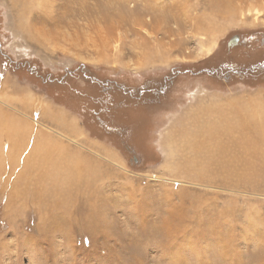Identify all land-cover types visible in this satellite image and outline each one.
Listing matches in <instances>:
<instances>
[{
  "label": "rangeland",
  "instance_id": "obj_1",
  "mask_svg": "<svg viewBox=\"0 0 264 264\" xmlns=\"http://www.w3.org/2000/svg\"><path fill=\"white\" fill-rule=\"evenodd\" d=\"M220 1L0 0V264H264V0Z\"/></svg>",
  "mask_w": 264,
  "mask_h": 264
},
{
  "label": "bare ground",
  "instance_id": "obj_2",
  "mask_svg": "<svg viewBox=\"0 0 264 264\" xmlns=\"http://www.w3.org/2000/svg\"><path fill=\"white\" fill-rule=\"evenodd\" d=\"M221 3H223L224 2V4H222L221 5V8L224 10V8L226 7V3L228 2L227 0H221L220 1ZM162 3V2H161ZM161 5V4H160ZM160 7V6H159ZM161 9V8H160ZM161 11V10H160ZM230 12H231V10H230ZM172 40V39H171ZM235 164V163H234ZM225 166V165H224ZM224 166H222V165H216L215 167L216 168H222V167H224ZM233 168V167H232ZM228 172V171H227ZM231 172H233V171H231ZM233 175H235V173L233 174V173H214V174H210V176H207L206 177V180L205 181H213V180H217V177L218 176H221L222 177V179L224 180H227L226 178L227 177H230L231 178V180H234V179H232V177L231 176H233ZM222 180V181H223ZM227 181H230V180H227ZM226 181V182H227ZM223 183V182H222ZM225 183V182H224ZM227 184V183H226ZM58 200H62V199H64L65 200V202H67L66 201V197L64 198V196H62V197H60V198H57Z\"/></svg>",
  "mask_w": 264,
  "mask_h": 264
},
{
  "label": "flooded vegetation",
  "instance_id": "obj_3",
  "mask_svg": "<svg viewBox=\"0 0 264 264\" xmlns=\"http://www.w3.org/2000/svg\"><path fill=\"white\" fill-rule=\"evenodd\" d=\"M239 40L240 39H238V37H233L230 41H228V43H229V45L230 46H235V45H238V43H239ZM263 47V46H262ZM261 47V48H262ZM253 52H256V50H254ZM261 63H257L256 65H254V66H251L252 68L250 69H248L247 71H244V70H242L241 68H239L238 66H236V69L234 70L236 73L235 74H238V75H247L246 74V72H255L254 71V69L256 68V67H261L262 66V70H264V58L263 59H261V61H260ZM256 66V67H255Z\"/></svg>",
  "mask_w": 264,
  "mask_h": 264
},
{
  "label": "crops",
  "instance_id": "obj_4",
  "mask_svg": "<svg viewBox=\"0 0 264 264\" xmlns=\"http://www.w3.org/2000/svg\"><path fill=\"white\" fill-rule=\"evenodd\" d=\"M242 101V100H241ZM245 101H249V100H245ZM231 104H233V103H231ZM237 104H238V102H237ZM246 109V108H245ZM247 110V109H246ZM1 139H3V137H1ZM4 140L6 141V140H8V139H6V138H4ZM23 139H16V141H15V139L12 141V143H15L16 144V142L17 143H19V142H21ZM11 140H9L8 142H10ZM12 147V146H11ZM13 148V147H12ZM15 149V151H13V153H14V155H16L17 153H15L17 150H19V148L18 147H14L13 148V150ZM15 157V156H14ZM14 159H16V158H14Z\"/></svg>",
  "mask_w": 264,
  "mask_h": 264
}]
</instances>
